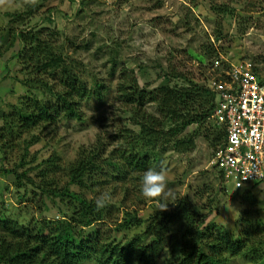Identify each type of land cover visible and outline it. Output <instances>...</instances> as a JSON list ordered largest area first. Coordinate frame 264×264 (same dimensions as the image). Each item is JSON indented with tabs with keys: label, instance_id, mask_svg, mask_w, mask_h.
<instances>
[{
	"label": "trees",
	"instance_id": "obj_1",
	"mask_svg": "<svg viewBox=\"0 0 264 264\" xmlns=\"http://www.w3.org/2000/svg\"><path fill=\"white\" fill-rule=\"evenodd\" d=\"M36 8L37 2L18 17ZM58 33L36 24L13 27L0 35V58L19 42L18 56L27 73L21 80L27 94L10 104V110L0 107L1 153L7 155L17 136L24 142V152L15 168L2 167L0 172L15 176L19 189L33 185V198L41 194L58 199L70 211L59 219L32 218L24 223L5 216V202H0V264H232L236 260L264 264V225L255 215L257 200L251 192L258 184L245 189L253 207L241 213L234 228L206 221L216 198H210L206 214L187 196L176 197L170 210L140 211L142 204L156 202L141 195L140 178L159 161L161 148L171 144L180 152L191 150L213 117L217 94L210 80L202 85L178 72L173 77L185 79L184 85L168 80L146 88L135 70L124 66L114 97L115 109L128 114L124 124L110 137L99 135L92 144L81 146L66 168L64 184L50 179L51 169L61 168L58 154L37 166L45 165L39 182L20 170L34 162L28 156L30 148L42 140L41 133L62 119L85 121L84 103L105 101L109 92L100 76H87L81 63L56 44ZM222 37L219 32L217 40ZM150 104H155L156 112L149 109ZM193 124L198 128L181 137ZM220 126L214 137L218 148L226 137L225 127ZM113 142L117 145L111 149ZM217 175L224 182L222 172L218 170ZM104 191L111 194L112 202L97 210L94 199ZM116 208L123 215L112 228L109 222ZM139 228L140 232L132 233Z\"/></svg>",
	"mask_w": 264,
	"mask_h": 264
},
{
	"label": "rangeland",
	"instance_id": "obj_2",
	"mask_svg": "<svg viewBox=\"0 0 264 264\" xmlns=\"http://www.w3.org/2000/svg\"><path fill=\"white\" fill-rule=\"evenodd\" d=\"M84 1L36 0L38 8L23 18L18 14L27 12L33 4L25 0L0 2V35L13 27L36 24L52 27L59 32L56 44L81 63L87 76L97 74L109 87L105 101L84 103L85 121L62 119L41 133L42 140L30 148L28 156L34 162L20 169L28 171L37 182L45 165L37 166L58 154L61 168L53 167L50 179L64 184L66 168L76 159L80 147L92 144L99 135L110 137L124 124L123 119L128 114L115 109L118 102L114 98L124 66L134 69L141 86L146 88H156L168 80L172 85H184L185 79L173 77L178 72L203 85L221 77L232 64L244 61L256 66L264 78V0ZM219 32L223 37L217 40ZM2 43L0 39V45ZM21 48L17 42L3 58L15 60ZM16 60V64H8L5 68L7 78H0V82L6 83L0 92V107L6 110L27 94L21 82L27 73L23 71L20 57ZM149 109L157 111L155 104H150ZM125 124L138 129L130 122ZM2 128L3 120L0 119V131ZM197 128V124L189 126L181 137ZM220 128L216 119L210 118L194 148L180 152L171 144L166 150L163 147L159 161L152 168L163 167L168 187L173 189L175 197L187 196L203 214L208 213L210 198H216L215 209L208 213L206 221L215 220L227 228H234L237 219L228 212L226 205L235 206L240 215L253 206H250L247 191H237L232 183L226 186L218 178V170L211 165L218 148L214 137ZM20 139L18 136L13 139L6 156L0 151V169L15 168L19 163L24 152V142ZM116 145L113 142L111 149ZM32 187L28 184L19 189L15 176L0 172V202H5V216L28 223L32 218L59 219L70 214L58 199L54 201L41 194L33 198L36 189ZM251 192L257 200L255 215L264 225V201L260 199L258 186ZM158 210L156 202L140 206L141 214H155ZM113 214L109 222L112 228L123 215L118 208ZM140 231L139 228L132 233ZM232 264L247 262L236 260Z\"/></svg>",
	"mask_w": 264,
	"mask_h": 264
},
{
	"label": "built area",
	"instance_id": "obj_3",
	"mask_svg": "<svg viewBox=\"0 0 264 264\" xmlns=\"http://www.w3.org/2000/svg\"><path fill=\"white\" fill-rule=\"evenodd\" d=\"M224 73L210 80L217 94L213 118L226 129L211 165L222 172L226 186L242 191L258 184L255 174L245 176L264 168V78L247 61Z\"/></svg>",
	"mask_w": 264,
	"mask_h": 264
},
{
	"label": "clouds",
	"instance_id": "obj_4",
	"mask_svg": "<svg viewBox=\"0 0 264 264\" xmlns=\"http://www.w3.org/2000/svg\"><path fill=\"white\" fill-rule=\"evenodd\" d=\"M2 2V0H0ZM26 3L35 4L36 0H25ZM255 174V179L258 182L260 190V199L264 201V168L254 171L251 175H246L245 178L251 177ZM240 187V186H239ZM140 192L145 199L155 200L156 207L160 211L168 210L169 204L173 203L176 199L173 189L168 187V180L166 170L161 167L159 170L156 168H149L144 171L140 178ZM112 202V196L109 192H101L94 199V205L97 210H101ZM229 213L233 218H239V210L233 205H226Z\"/></svg>",
	"mask_w": 264,
	"mask_h": 264
},
{
	"label": "crops",
	"instance_id": "obj_5",
	"mask_svg": "<svg viewBox=\"0 0 264 264\" xmlns=\"http://www.w3.org/2000/svg\"><path fill=\"white\" fill-rule=\"evenodd\" d=\"M6 56V55H5ZM18 56V55H17ZM19 57V56H18ZM18 57L16 58V59H18ZM11 59V58H10ZM8 60V58H0V78L2 77V76H4V77H6V74H5V68L7 67V65L8 64H10V65H13L14 63L16 64V59L14 60ZM10 61V62H9ZM7 78V77H6ZM5 78V79H6ZM4 79V80H5ZM6 85V83H3V82H0V92L3 90V89H5L3 86H5Z\"/></svg>",
	"mask_w": 264,
	"mask_h": 264
}]
</instances>
